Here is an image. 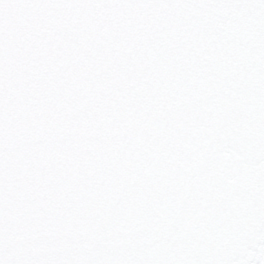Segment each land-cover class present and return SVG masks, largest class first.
<instances>
[{
	"label": "snow or ice",
	"instance_id": "obj_1",
	"mask_svg": "<svg viewBox=\"0 0 264 264\" xmlns=\"http://www.w3.org/2000/svg\"><path fill=\"white\" fill-rule=\"evenodd\" d=\"M0 264H264V0H0Z\"/></svg>",
	"mask_w": 264,
	"mask_h": 264
}]
</instances>
